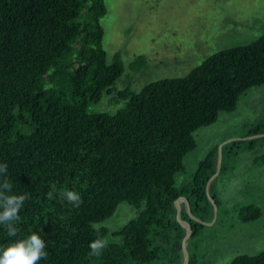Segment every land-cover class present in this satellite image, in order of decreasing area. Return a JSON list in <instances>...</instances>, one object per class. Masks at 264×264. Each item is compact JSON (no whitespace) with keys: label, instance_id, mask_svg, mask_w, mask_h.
<instances>
[{"label":"trees","instance_id":"1","mask_svg":"<svg viewBox=\"0 0 264 264\" xmlns=\"http://www.w3.org/2000/svg\"><path fill=\"white\" fill-rule=\"evenodd\" d=\"M106 14L105 0H0V164L8 166L12 194L28 195L18 235L0 225V246L35 232L48 253L39 264H182L186 228L175 202L185 195L193 215H214L206 185L218 149L180 190L176 175L197 146L195 132L264 84V35L209 56L185 77L121 91L128 102L116 114L90 113L125 71L120 54L108 61L100 22ZM142 61L135 58L132 67ZM52 184L56 198L48 199ZM61 190L79 193L80 206L62 200ZM123 202L139 209L138 217L114 233L121 242L106 241L89 259L96 230L104 239L109 233L96 224ZM181 217L190 220L186 209ZM200 226L192 222L191 237ZM188 249L189 264H208ZM228 264H264V251Z\"/></svg>","mask_w":264,"mask_h":264},{"label":"rangeland","instance_id":"2","mask_svg":"<svg viewBox=\"0 0 264 264\" xmlns=\"http://www.w3.org/2000/svg\"><path fill=\"white\" fill-rule=\"evenodd\" d=\"M105 3L107 14L100 21L105 30L103 46L109 62H113L115 54L121 55L125 71L109 94L90 104V113L116 114L128 102L119 96L121 91L139 92L150 82L185 77L209 56L248 45L264 35V0H105ZM135 58H143L137 69L132 67ZM255 130L259 133L251 134ZM194 135L197 146L184 158V170L176 175L177 188L191 183L200 162L213 149H218L219 155L221 146L224 166L210 188V196L217 199V217L210 216L208 224L188 238L187 246L196 252L199 263L208 264H228L238 255L261 253L264 84L245 91L235 109L221 111L215 123L199 128ZM206 194L213 206L207 189ZM201 205H206V201ZM182 209L188 212L186 205ZM248 214L255 218L246 220ZM138 215L139 209L123 202L113 216L96 226L109 230L106 241L121 242V237L114 233Z\"/></svg>","mask_w":264,"mask_h":264},{"label":"clouds","instance_id":"3","mask_svg":"<svg viewBox=\"0 0 264 264\" xmlns=\"http://www.w3.org/2000/svg\"><path fill=\"white\" fill-rule=\"evenodd\" d=\"M7 164H0V225H3L8 236L16 237L20 231L16 225L21 221L20 210L28 199L27 194H12L13 184L7 176ZM56 184L51 185L47 193L48 199H55ZM60 198L66 200L74 207H79L81 196L75 191L59 192ZM95 230V229H94ZM106 247V240L96 230V238L89 244L88 258L99 257ZM46 243L33 232L23 239L14 240L8 245L0 246V264H39L46 260L48 253L45 251Z\"/></svg>","mask_w":264,"mask_h":264},{"label":"water","instance_id":"4","mask_svg":"<svg viewBox=\"0 0 264 264\" xmlns=\"http://www.w3.org/2000/svg\"><path fill=\"white\" fill-rule=\"evenodd\" d=\"M222 146L220 147L219 150V155H218V162H217V170L216 172L209 178L207 185H206V189H207V193L210 196V186L213 182V180L220 174L221 169H222ZM211 197V196H210ZM212 199V203L214 206V219L217 217V212H218V207H217V203L214 199V197H211ZM176 212H175V216L177 218L178 221L182 222L185 226L186 230V234L183 238V244H182V248H183V252H184V262L182 264H189L190 263V251L188 249L187 246V240L188 238L191 236L192 232H193V227H192V222H196V223H202L204 225L208 224V221H204L198 217H196L195 215L192 214L191 212V201L190 199H188L186 196H180L176 202ZM186 205L188 212H189V219H185L181 217V211L183 206Z\"/></svg>","mask_w":264,"mask_h":264}]
</instances>
